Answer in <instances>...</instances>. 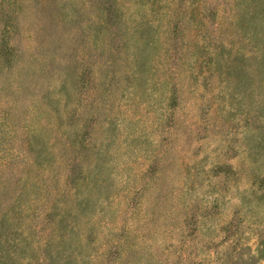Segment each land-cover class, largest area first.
<instances>
[{
	"label": "rangeland",
	"instance_id": "1",
	"mask_svg": "<svg viewBox=\"0 0 264 264\" xmlns=\"http://www.w3.org/2000/svg\"><path fill=\"white\" fill-rule=\"evenodd\" d=\"M0 264H264V0H0Z\"/></svg>",
	"mask_w": 264,
	"mask_h": 264
}]
</instances>
